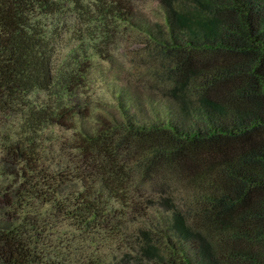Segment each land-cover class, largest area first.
Instances as JSON below:
<instances>
[{
	"label": "trees",
	"instance_id": "16d2710c",
	"mask_svg": "<svg viewBox=\"0 0 264 264\" xmlns=\"http://www.w3.org/2000/svg\"><path fill=\"white\" fill-rule=\"evenodd\" d=\"M137 1L92 7L134 29ZM157 1L164 19L141 32L140 67L174 108L145 121L120 102L121 119L82 133V111L62 99L85 85L92 55H59L42 19L61 4L0 0V116L23 112L0 151V264H103L50 248L61 221L130 236L124 264H264V0ZM39 91L49 98H27ZM158 209L162 241L145 222Z\"/></svg>",
	"mask_w": 264,
	"mask_h": 264
},
{
	"label": "rangeland",
	"instance_id": "374dc122",
	"mask_svg": "<svg viewBox=\"0 0 264 264\" xmlns=\"http://www.w3.org/2000/svg\"><path fill=\"white\" fill-rule=\"evenodd\" d=\"M94 1L96 0H58L61 10L42 19L48 36L55 39L60 56L69 54L72 48H80L83 44L92 55L85 85L74 95H63L62 99V103L70 105L76 111H82V114L76 116L75 131L92 133L102 117L121 119L120 102L126 103L131 111L145 121L158 111L169 112L174 105L157 88L150 91L156 106L147 102L148 97L145 95L150 93L147 81L151 79L152 71L140 67L148 62L141 58L148 52L146 38L141 32L150 27L153 21L164 19V8L157 0H138L135 18L138 28L131 29L124 28L111 18L104 20L101 14L94 12ZM79 31L83 34V41L78 39ZM96 47H100L104 53L94 54ZM27 98L35 102L46 100L49 96L46 92L39 91L30 93ZM22 113L17 111L0 116V151L8 143V139H15L21 131ZM51 129L56 138L64 142L71 139V131L66 132L58 127ZM161 213L159 209L150 210L145 218L148 229L153 231L159 241L164 240L165 235ZM46 241L55 251L77 254L84 260H98L103 264H124L122 254L129 249L128 245L133 246L130 236H119L108 229L79 230L68 221L58 222L49 229ZM130 252L135 254L134 251ZM206 260H201V264H215Z\"/></svg>",
	"mask_w": 264,
	"mask_h": 264
}]
</instances>
